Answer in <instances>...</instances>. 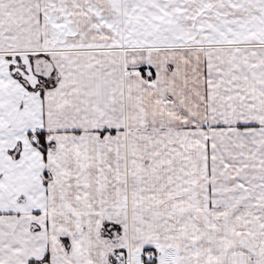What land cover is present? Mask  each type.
I'll return each instance as SVG.
<instances>
[{"label": "snow or ice", "instance_id": "snow-or-ice-1", "mask_svg": "<svg viewBox=\"0 0 264 264\" xmlns=\"http://www.w3.org/2000/svg\"><path fill=\"white\" fill-rule=\"evenodd\" d=\"M0 264H264V0H0Z\"/></svg>", "mask_w": 264, "mask_h": 264}]
</instances>
